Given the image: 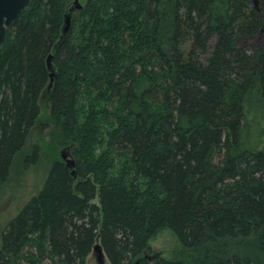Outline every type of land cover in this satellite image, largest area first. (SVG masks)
Listing matches in <instances>:
<instances>
[{
  "label": "trees",
  "instance_id": "obj_1",
  "mask_svg": "<svg viewBox=\"0 0 264 264\" xmlns=\"http://www.w3.org/2000/svg\"><path fill=\"white\" fill-rule=\"evenodd\" d=\"M74 1L29 0L0 45V185L44 89L74 163L6 224L0 264H85L96 242L110 264H264V0H78L63 32ZM163 230L189 260L144 255Z\"/></svg>",
  "mask_w": 264,
  "mask_h": 264
},
{
  "label": "rangeland",
  "instance_id": "obj_2",
  "mask_svg": "<svg viewBox=\"0 0 264 264\" xmlns=\"http://www.w3.org/2000/svg\"><path fill=\"white\" fill-rule=\"evenodd\" d=\"M261 39L262 36L258 35L245 41V44L251 51L257 50L261 46ZM252 105L250 112L255 113V119L264 118V102L252 103ZM39 108V117L31 131L26 149L15 157L7 180L0 185V235L6 224L18 214L23 205L38 194L51 163L57 159L62 160L61 152L65 150L66 159H71V148L62 146L58 136L52 135L48 122L50 106L46 89L40 96ZM251 118L249 114L248 119L251 120ZM33 145L39 149L37 158H34L30 152ZM144 255L162 256L167 259L189 260L190 258L189 252L167 230L160 231L150 240L149 250ZM85 264L110 263L106 257L99 260L98 254L92 249Z\"/></svg>",
  "mask_w": 264,
  "mask_h": 264
},
{
  "label": "water",
  "instance_id": "obj_3",
  "mask_svg": "<svg viewBox=\"0 0 264 264\" xmlns=\"http://www.w3.org/2000/svg\"><path fill=\"white\" fill-rule=\"evenodd\" d=\"M254 5H257L258 0H253ZM29 4V0H0V45L4 42L6 36V29L13 23L15 19H17L22 12L27 8ZM81 5L79 4L78 0L74 1L73 7L68 11L64 18V29L65 32L68 28L69 20L71 13L74 10L80 9ZM50 56L47 58V64L50 68ZM53 73L50 74V79L52 81ZM68 152V151H67ZM61 158L65 165L72 169L74 166L72 159H66V151L63 150L61 152ZM98 254V259H102L105 257V254L102 250L101 245L96 242L92 248ZM138 264V261L135 262Z\"/></svg>",
  "mask_w": 264,
  "mask_h": 264
}]
</instances>
